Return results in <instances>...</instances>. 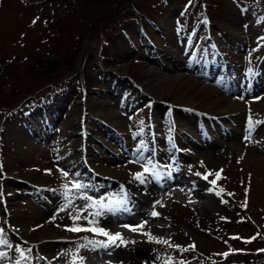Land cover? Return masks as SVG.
<instances>
[{
  "label": "rangeland",
  "instance_id": "374dc122",
  "mask_svg": "<svg viewBox=\"0 0 264 264\" xmlns=\"http://www.w3.org/2000/svg\"><path fill=\"white\" fill-rule=\"evenodd\" d=\"M159 1L161 0H132L128 11H123V16H121L126 33H130L135 39L134 43L138 46L137 49L142 50L141 56H139L138 52L136 54L132 52L134 46L126 44L123 39L119 38L117 33L122 26L119 25L111 29L105 24V18L112 14V10L118 3L123 2V7H127L128 0H0V112L4 107H15L21 101L24 103L19 109L20 112L15 113L13 117L12 115L7 116L6 122L1 121L2 114L0 115V126L4 125L6 131L4 136L0 137V144H2V146L0 145V186L4 184L3 191L7 200L9 199L6 202L9 217L6 216L7 212L5 216L0 217L1 228L7 224L14 233L23 238L25 236L28 242L45 237L47 231L51 232L48 236H58L59 239L64 237L74 240L80 238L81 242H84L83 238L93 239L88 234L78 233L79 235H77L76 231H71L72 233L66 231L67 228L73 226V217L77 213L87 219L76 220V226L91 225L88 220L91 219L92 211L86 208V203L74 204L66 213L57 214L53 216L54 219L52 217L50 220L45 218V214H41L42 209L50 205L47 195L56 199L54 208L60 204L62 206L69 204V200L71 201L72 197H75L72 184L79 180H71L70 175H74V170L68 169L76 165L75 152L79 148L80 139V135L77 133L81 131L79 125H86L92 136L89 144L101 153V158L104 160L103 157L107 156L109 150L116 156L121 153L117 149V143L95 133L96 125L101 124V121L113 123L119 128V132L127 134L128 124L137 127L141 120L147 119V114H150L148 108L153 101L155 103L163 101L169 104L172 102V104L191 107H197L199 104L208 106L212 104V107H216V104L221 102L220 95L211 88H205L199 82L192 80L184 82L185 75L182 72H180L182 75L177 74L181 75L180 79H171L160 91L156 89L155 85L147 89L146 83L152 82L153 72H163L164 70L159 66H150L152 71L144 74V68L149 66L146 60H142L141 57L152 55L157 51L143 48L146 42L145 36L138 35L139 37H136L133 33L136 29L139 30L138 26L141 25L144 28L141 29L155 41L158 48L168 53L171 52L173 61L184 60L189 67L197 63V59L194 57L197 47L196 45L189 46L182 38L180 40L181 31L187 26L186 32H189L187 36L195 34L197 37L199 36L198 45L205 44L203 32H196L202 24L200 19L195 18L199 12L196 6L202 0H168L171 3L170 6L160 10L153 7V4ZM205 1L208 2V12L213 16L216 26L211 28V36L217 45L222 42L223 47L224 31L228 33V39L232 38L228 40V45H236V37L240 35L241 31H246L247 35L251 32H254L255 35L260 33L262 36L257 37H264V22L260 21V18L264 16L252 13L255 12L258 5L264 7V0H250L249 2L248 0L245 2H242L244 0ZM238 8L242 9L241 15L245 22L237 23L234 28L229 21H232L233 15L238 13ZM144 18L153 21V23L144 20ZM34 20L35 23H33ZM155 23L157 25H154ZM245 25L247 27L244 29ZM157 28H160L163 33ZM116 39L121 41L119 50L115 48ZM250 40L257 44L259 42L257 38ZM105 47L108 48L105 49ZM257 48L256 45L249 47L248 51L245 49V52L239 57H233L232 63L239 62L242 58L243 61L252 64L250 57L255 52H259ZM248 52L251 53L248 55ZM109 53H111L110 56ZM158 53L160 52L158 51ZM210 53L213 55L214 50ZM196 54L198 57L199 53ZM139 58L141 63L137 60ZM168 63L171 65L170 62ZM104 71L115 75L116 79L114 80L110 76L106 81L102 75ZM82 75L86 77L85 89L89 92L87 95L82 92V88L84 90V82L80 80ZM48 80L50 83L57 80L58 83L51 85L47 82ZM132 80L136 82L133 86ZM42 81H45L46 84L36 94L35 85ZM112 85L120 86L122 89L118 91L120 95L116 99L107 101L103 98L108 95L107 91L111 90ZM93 86H98V88L95 89ZM217 87L215 86L216 90H220ZM148 93L154 100L149 98ZM66 95L70 102L63 103ZM86 96L89 101L86 109L78 107L77 103L81 102L82 98L85 99ZM130 100L134 104L132 102L129 104L137 105V108L133 114H128L125 122L119 117L111 103L115 101L114 103L125 106ZM147 102L150 104H146ZM50 103L52 110H55L57 104L60 105L62 112H57V114L62 118V123L58 124L50 137L45 135L49 131L43 130L41 135L43 141L38 140V138L32 137L31 130L26 131L18 123L22 121L23 124L29 126L27 119L30 117V113L36 112L37 106L45 111ZM223 104L224 108L229 111L228 115L233 118L235 115H243L246 110V106L243 104L230 100ZM151 106L158 108L156 104ZM252 109L253 121H263L264 99L255 104ZM163 110L164 112L161 113L167 117L172 114L170 109ZM23 111L26 112L24 119L18 120L20 116H23ZM46 117L51 118L49 113L46 114ZM83 120L86 122L80 124ZM257 124H255V128ZM256 138H251L249 141H254ZM95 141L103 146H99ZM243 141L240 139L234 141L237 144L235 147L232 146L231 153L227 155L226 159L220 158V160L223 159L220 161L216 157L214 162H205L204 169L209 170L213 174L212 176L216 171L223 169L221 181L232 193L229 205L228 200L226 203L220 202L222 208L215 201L213 206H210V202L206 200L203 207L193 209L195 206H192V200L184 199L181 196L180 199L184 203L182 207L186 209L175 208L170 213L173 220L164 222L165 235L170 234L171 231L179 236V242H182V245L187 246L190 238H187L186 235L189 232L188 237H193V241L198 243L204 253L216 254L219 258L225 259L227 264H257L252 255L238 254L234 258L222 255L227 250L244 249L246 246L243 245L242 239H229L230 235L239 232L241 238H246L247 235L253 233V230L249 229L247 225L239 223L234 210L237 207H243L259 224L264 220V154L261 153L264 150L262 148V151H259L253 142ZM257 147L260 149L259 146ZM91 153L95 152L91 150ZM92 159L93 162L90 164L98 172L96 164L102 163L101 172L104 174H114L118 178L123 173L115 171L114 166L106 167L107 163L101 162L98 157H92ZM118 159L121 158H114L113 163ZM216 160L218 161L216 162ZM64 172L68 175L65 176ZM65 185L68 186L69 195L67 198L64 195ZM75 191L78 190L75 189ZM0 196V200H2L1 193ZM44 201L49 204H45ZM39 202L41 205L38 204ZM245 202L246 206H244ZM204 206L211 209V214L207 213L210 211ZM192 210L196 212L194 213ZM220 210L222 213L219 223L211 221L210 216ZM185 215L196 216L200 221L196 220L197 222L193 223L185 221ZM175 219L178 220L177 223H175ZM203 224L209 225L208 228L211 225L212 231L207 233L201 228ZM186 231H188L187 234ZM219 234L220 236H218ZM78 245L81 243L68 245L60 260L71 264L74 254L75 258L82 254L81 247ZM155 245L158 249L157 264H176L173 252ZM44 251L49 255H56L54 248L46 247ZM135 252L125 251L126 264H141L140 261L133 259L132 255ZM26 261L27 264H41L39 260H34L31 252L25 258L24 262ZM85 263H87V258H84L83 264ZM77 264H81V262L78 260Z\"/></svg>",
  "mask_w": 264,
  "mask_h": 264
},
{
  "label": "bare ground",
  "instance_id": "6f19581e",
  "mask_svg": "<svg viewBox=\"0 0 264 264\" xmlns=\"http://www.w3.org/2000/svg\"><path fill=\"white\" fill-rule=\"evenodd\" d=\"M232 50H236V47H232ZM181 62V61H180ZM179 62V63H180ZM150 71H152V69L151 68H149V67H146V68H144V74L146 75L147 73H149ZM177 74H179L177 71H169V72H167V71H163V72H153V80H152V82H147L146 83V86H147V89H150V88H152V85H155L156 86V89H158V91H160V90H162L163 88H165V86L169 83V81L171 80V79H175V80H177V79H180L181 78V75H177ZM188 81H191V79L190 78H188V77H185V79H184V82H188ZM258 84H260V86H258ZM258 84L256 85V89L257 88H259V89H261V90H264V88H262V84L263 83H259L258 82ZM221 86V85H220ZM222 87V86H221ZM234 87V86H233ZM219 100L222 102H219L218 104H216V107L215 106H208V105H201V104H199L198 106H197V108H199V109H203V110H206V108H208V110H206V111H208V112H210V110H213V113L217 116L218 115V118L220 119V120H224V118H226V115L229 113V111L227 110V109H225L224 108V104L223 103H225V102H227L228 101V99H226V98H219ZM202 106H204V107H206V108H202ZM215 107V108H214ZM213 114V115H214ZM224 115V116H223ZM220 116H222V118H220ZM241 118H242V114H240V116H238L237 118H236V116H235V118H234V120H235V124H236V126H234V120H232V125H233V132L234 133H236V135L238 134V133H240V131H241V129H247L246 128V126H242V124H241V122H240V120H241ZM242 120H243V118H242ZM225 121H228V122H230V118H226V120ZM224 121V122H225ZM232 127V126H231ZM224 130V129H223ZM229 135H233V134H229ZM235 138H238V135L235 137ZM213 148H215V146L216 145H211ZM188 147H190V146H188ZM125 148L123 147V151L125 152V150H124ZM229 149H231V148H226L225 150H224V152H221V153H219V151L218 150H215L214 151V153L216 154H213V155H215L214 157H212L213 155H211V156H208V155H206L207 157H206V162L207 161H209V162H214L215 161V159H216V157H218V160H220V158H225L226 159V157L227 156H225V155H227L228 154V151H229ZM254 151H256V150H254ZM198 152H200L199 150H198ZM198 152H196V156H194V152H192V156H194V158H198ZM207 153H211V151H209V152H207ZM218 153V154H217ZM256 153H257V151H256ZM202 154H205V153H203L202 152ZM202 154H200V156H202ZM192 156H190V157H192ZM200 160H202V162H204V156H202V158H198V162H200ZM218 160H216V162L218 161ZM223 160V159H222ZM222 160H220V161H222ZM202 162H200V164H202ZM134 165H137V164H134ZM189 166V165H188ZM138 166H136V168H137ZM190 169H191V167H190ZM182 170H184V169H182L181 167H180V170H176V172H178V174H180V176H185V174H183V172H182ZM185 171V170H184ZM176 172L175 173H172V172H170V174L168 175V178H166V179H171V181L173 182V184L176 182V180H174V178H177L178 176H174V174H176ZM160 178H162V180H160ZM160 178H158V176H154V179H156V180H158L159 182H164L166 179L165 178H163V177H161L160 176ZM196 184H198V186H196V188H198V190H200V192H202V186H200V183L199 182H196ZM163 185V184H162ZM165 185H167V183L166 184H164L163 186H165ZM104 187L105 188H108V186H106L105 184H104ZM115 188V187H114ZM110 189V188H109ZM96 190V189H95ZM117 190V189H116ZM116 190H113V191H116ZM198 190H196V192H193L192 194H191V196L192 197H194V194H196V196H200V192H198ZM130 194H131V196H128V194H126V196H128V200L132 197V200H134V203H135V205L138 207L140 204H139V202H141V201H149L150 200V195H151V193L153 192V190H150V188H149V186H148V184H143V185H138V184H136V183H133L131 186H130ZM202 196H204V192H202ZM202 196H200V200H202ZM204 199H206V196H204ZM58 214V211L57 210H52L51 211V209H49V210H47V212L45 213V218L47 219V220H50L53 216H55V215H57ZM100 218H102V217H100ZM99 221V220H98ZM162 224V223H161ZM162 226L164 227V225L162 224ZM107 230L110 232V227H107ZM49 232L50 231H47V234H46V236L45 237H41V238H39V239H37V240H35V242H37V241H42V240H45V239H53V238H58V236H48L49 235ZM51 233V232H50ZM58 244H60V246H58ZM58 244H56V246H58V248H56V250H54V253L56 254L55 256L54 255H52V258H56V260H52V258H51V260H52V264H56L57 262H59V261H61L60 260V257L62 256V253L63 252H60V250H64V249H66L67 247H68V245H66V244H63L62 242H61V240H58ZM81 244H86V241H84V242H82ZM63 245H64V247H63ZM88 246H90V250L91 249H93V246L91 245V244H89ZM51 248H53V245L51 246ZM82 248V247H81ZM134 248H135V246H134ZM90 250H88L89 252H90ZM100 250H102V252H106V248L104 247V248H102L101 247V249ZM100 250L99 251H96V250H94V254H92V252H91V254L93 255V256H96V257H100V256H104V254H102V252H100ZM150 250H152V252H154V244H149L148 246H147V248L145 247V245H141V246H139V247H137L136 248V252H135V254L134 255H132V257H133V259H136V260H138V261H140L141 262V260L142 259H144V262H143V264H146V260H148V258H150V256H152V252H150ZM84 252H86V247H84L83 249H82V254H84ZM157 252V251H156ZM156 252H154V256H152V262H154V258H156ZM107 253V252H106ZM58 254H60V256H58ZM82 254H80L77 258H79V257H84V256H86L87 254H84V256H82ZM98 254H100V256H98ZM76 261H78V259H76ZM148 262H150V260H148ZM152 262H150V264H152ZM66 264H68V263H66Z\"/></svg>",
  "mask_w": 264,
  "mask_h": 264
},
{
  "label": "snow or ice",
  "instance_id": "6c2138e0",
  "mask_svg": "<svg viewBox=\"0 0 264 264\" xmlns=\"http://www.w3.org/2000/svg\"><path fill=\"white\" fill-rule=\"evenodd\" d=\"M260 21L261 22H264V17H261L260 18ZM33 23H35V20L33 21ZM261 40H264V37H261L260 38ZM249 74L250 75H254V73L252 72V69H249ZM256 123H264V121H253L252 119V115L249 114V117H248V133L247 135L245 136V140H250L251 139V135H252V131L255 127V124ZM141 147H143V144H141ZM149 163H151V161H149ZM156 168V166H154V169ZM149 172V168L148 167H145L144 168V172L143 173H136L134 175V179L135 180H138L140 181V183H145V177H144V173H148ZM223 172V169H220L218 171L215 172V176H216V179L214 180H211L210 183L212 185H216L217 183V180L221 179V173ZM65 176H67L68 174L66 172L63 173ZM152 174L154 176H159L160 175V172L159 171H155L153 170ZM197 175H201L200 173H196ZM209 175H212L211 172H209L208 174L204 175L203 178L205 180L208 179V176ZM65 197L67 198L69 193H68V186L65 185ZM72 188L73 189H76V190H82V189H85L86 188V185L82 184V183H73L72 184ZM213 189H209V191H212ZM223 191V190H221ZM216 195H221V192H216ZM246 195H247V190H246ZM83 199L87 200L88 197L87 196H84L82 197ZM223 203H226V201H223ZM71 203V201L69 200V204ZM127 201L126 200H123V201H115V202H110L109 204H104L102 201H96L94 202V204H89L87 207H93V206H96L98 207L99 209H106L108 211H113L114 210V206L118 207V206H121V205H124L126 204ZM159 203V202H158ZM246 206V202H245V205ZM68 207V204H66L64 207H62L60 209V211H64L66 208ZM85 211L87 209H84ZM92 215L94 217L96 216H100L101 215V212L100 211H97L95 213H92ZM151 216L153 217H158L159 216V213H157L156 211H153L151 213ZM55 217H53L54 219ZM81 218H84V219H87L86 217H82L79 213H77L73 219H74V224L72 227L68 228L67 230L68 231H76V232H79V231H90V232H93L94 234H97V235H102L104 237H106V241H92V240H89L87 241L86 244H81V245H78V247H87L89 244H91L93 246V250H95V247L97 246H100V247H110L112 245H116V246H119L120 244H128V243H132L133 241H128L126 240L121 233L117 232V233H111L109 231H106L105 229L101 228V227H88V228H84V227H79V226H76L75 224V221L76 220H79ZM89 224H95V220H92V221H89ZM145 224L146 222H142L140 225H136V226H130V225H124L123 227L125 228H130L131 231H138L140 229H143L145 227ZM145 235H148L150 239H156L155 237H152L150 233H144ZM234 239L235 238H238V237H233ZM117 241H119V244H117ZM156 242H161L159 240H156ZM164 243H167V241H163ZM0 245H7L9 248L12 247V245L9 243V241L7 239L4 238V229L3 228H0ZM192 248H195V245H192L191 246ZM16 251L17 252H20V256H21V259H24V252L23 250L20 248V247H17L16 248ZM29 252L31 251V249L28 250ZM184 251H187V249H184ZM264 251V250H262ZM222 255L224 256H227L228 253H223ZM7 256V253L5 252H0V260L4 259L5 257ZM79 261L81 262V264H83V261H84V257H79ZM16 264H20V260H17L16 261ZM71 264H77V261H76V258H75V254H74V259L71 261Z\"/></svg>",
  "mask_w": 264,
  "mask_h": 264
},
{
  "label": "trees",
  "instance_id": "16d2710c",
  "mask_svg": "<svg viewBox=\"0 0 264 264\" xmlns=\"http://www.w3.org/2000/svg\"><path fill=\"white\" fill-rule=\"evenodd\" d=\"M109 16H112V14H110Z\"/></svg>",
  "mask_w": 264,
  "mask_h": 264
}]
</instances>
